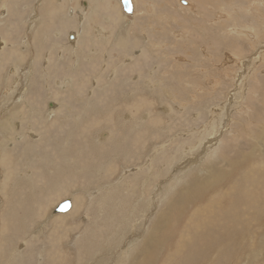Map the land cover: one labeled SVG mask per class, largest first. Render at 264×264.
<instances>
[{
    "label": "rangeland",
    "instance_id": "obj_1",
    "mask_svg": "<svg viewBox=\"0 0 264 264\" xmlns=\"http://www.w3.org/2000/svg\"><path fill=\"white\" fill-rule=\"evenodd\" d=\"M45 1L49 23L39 37L43 56L31 66L30 56L26 65L16 63L15 54L31 43V31L38 35L36 18ZM112 1L125 17L122 35L132 23L144 24L152 44H166L167 56L147 48L140 26L125 36L124 50L117 48L116 28L109 24L92 25L90 33L98 36L81 31L87 40L81 52L68 44L78 37L76 31L68 38L64 31L75 1H0V119L21 104L23 93L20 109L33 113L20 119L22 138L5 151L0 146V264H264V61H254L246 68L247 79L239 80L234 53H252L236 35L251 31L234 28L232 38L223 33L229 15L231 24L253 25L264 36L255 20L258 11L264 16L260 0L256 6L251 0H136L145 13L135 18L123 12L119 0ZM62 4V11L72 10L68 18L59 16ZM101 26L111 40L105 31L97 32ZM133 39L146 47L147 56L135 54ZM65 76L71 83L58 86ZM146 76L172 86L175 100L146 86ZM141 95L153 102L152 110L145 105L140 112L128 111L136 100L145 104ZM49 109L55 114L46 118ZM224 114L226 119L208 129L211 116L220 120ZM14 136L1 130L0 142ZM220 150L224 155L218 156ZM126 194L134 206L121 214L111 209L110 197L120 200ZM65 200L72 207L55 215Z\"/></svg>",
    "mask_w": 264,
    "mask_h": 264
},
{
    "label": "bare ground",
    "instance_id": "obj_2",
    "mask_svg": "<svg viewBox=\"0 0 264 264\" xmlns=\"http://www.w3.org/2000/svg\"><path fill=\"white\" fill-rule=\"evenodd\" d=\"M1 1V3H2V1L3 0H0ZM5 1V0H4ZM66 2H69V1H75L76 2V4L74 5V7L76 8V10H75V15L78 17L79 16V14H78V12H84V13H86V19H87V27H85V25H84V23H79V22H76V23H71L72 21L70 20V22H68V23H65L64 22V24H65V35H66V38H68V36L67 35H69L71 32V30H74V31H76V33L78 34V37H76V35H74V37H76L75 38V41H72V42H68V44H70V45H72L73 47H75L76 45H78V50H82L83 49V47L85 46H87V43H86V41H84V36L81 34V31H83V32H85L86 33V30H87V33H89V35H90V37H92V36H98V35H101V34H92V33H90V32H92V31H90L91 30V25H93V22H94V16L95 15H97L99 12H100V10H99V8H100V5H101V2L100 1H102V4H104V3H106V5H107V9L105 10L106 11V13H104V15L106 16V20L107 21H111V20H113L114 18H116V20H115V24H117V25H119L120 26V30L118 29V28H116V37H115V39L113 40L114 41V43H115V45H116V47L117 48H119V49H121V50H124V47H125V43H126V41H125V36H127V34H131V30H133V26L135 27V26H140V28L142 29L141 30V34L143 35V37L145 38V39H147L148 40V46H147V48L152 52V51H155V53H156V55L158 54V53H160V55L162 54V55H164V56H167V53H165V52H162V50H163V48L164 47H166V44L164 43V45H163V43L162 42H160V44H158L157 46H155L154 44L155 43H153L152 44V42H151V40L149 39V38H147V34H145L144 32H145V25L144 24H133L132 23V25H130V27H128V28H130L128 31H126V30H123L124 32V35L125 36H123L122 35V24L124 23V20H125V17L123 16V14L121 13V10H120V7H119V5H118V3L116 2V1H112V0H91V6L90 7H92L93 8V11L90 13L88 10H83V9H81V2H80V0H65ZM120 1V0H119ZM131 1V4H132V11H131V13L130 14H127V13H125L124 11V13L125 14H127V15H132L133 16V18H135L136 17V15L137 14H143V13H145L144 11H141V9L140 8H138L137 7V4H136V0H134V4H133V1L132 0H130ZM174 1V0H173ZM79 2H80V4H79ZM180 2V1H179ZM187 2V1H186ZM259 2V0H251V3H252V5H254V6H256V3H258ZM187 4H188V6H191V7H193V5L189 2H187ZM48 1H45V2H43L42 3V6L41 7H39L40 8V11H39V14L37 15V18L36 19H38L39 20V23L38 24H40V26H39V28H38V35L36 34V29H33L32 31H31V33L29 34V35H32L33 34V36L31 37V43L30 44H28V45H25V47H22V46H20V47H22V49H23V52L22 53H17V54H15L16 56L18 55V58H17V61H16V63H21V65L22 64H24V65H26V63L28 62L29 63V65L31 66L32 64H34V62H36V61H38L39 59H41L42 58V56H43V41H44V39H43V41L42 42H40L39 41V37L40 36H42V35H44L45 34V32H46V25H48V20H47V17H46V14H47V11H48ZM134 5H135V11H134ZM182 5V4H181ZM260 5L261 6H263L264 7V0H260ZM150 6V4L149 3H147V4H145V9H147L148 7ZM161 6V4L159 5V7ZM183 6H185V5H183ZM5 7L6 6H3V8L1 9V12L2 11H5ZM162 7V6H161ZM179 7V6H178ZM179 9L180 10H182V11H186L187 9L186 8H183V7H179ZM256 9V8H255ZM149 10H151V9H149ZM71 11V10H70ZM133 11H134V14H133ZM258 14H257V17H255L256 19V21H259L260 22V24L263 26V31L262 32H264V16H262V14H261V11H258L257 12ZM4 14V13H3ZM153 14H154V12H153ZM161 14V13H160ZM2 15V14H1ZM155 15V14H154ZM1 17V16H0ZM155 17H159V16H155ZM165 17V16H164ZM163 16H161V18H164ZM227 17V19L229 20V22H228V26H229V29L226 31V32H223L224 34H225V37H230V38H232V36H231V34H232V31H233V29L234 28H241V29H247V30H249V31H251V34H242L241 36H239V35H236L239 39H241L242 37H244V41H247V46L249 45V48H248V53H252L250 56H246V53L244 52V51H242V52H236L235 51V58L234 59H232V62L233 63H235L236 65H238V68H237V71L238 72H240V74H241V77L239 76V80L241 79V78H246V76L248 77V73H246L247 72V70H246V68H251L253 65H254V61H264V36H262V35H257V33L255 32V30L254 29H256V27L255 26H253V25H248L247 23H243V24H238V23H236V22H233L232 24L230 23V21L232 20L231 19V17L229 16V15H227L226 16ZM2 18V17H1ZM127 18V17H126ZM168 18H170V17H168ZM34 19V18H33ZM35 20V19H34ZM134 20V19H133ZM165 20H167V18L165 19ZM163 21V20H162ZM168 22V21H167ZM89 24V25H88ZM91 24V25H90ZM150 24V23H149ZM89 26V27H88ZM1 27V26H0ZM69 27H71V29H69ZM150 27V26H149ZM87 28V29H86ZM5 29V28H4ZM156 30V29H155ZM58 31L59 30H57L55 33H56V35H58ZM121 31V32H120ZM29 33V32H28ZM72 34V33H71ZM178 35H179V33H177ZM46 35H48V34H46ZM133 35H134V33H133ZM45 36V35H44ZM132 36V35H131ZM26 39H28L29 38V36L26 34ZM104 37L105 38H108V40L107 41H109V40H111V34H110V32H106L105 34H104ZM104 39V38H103ZM127 39H129L128 37H127ZM126 39V40H127ZM174 39V38H173ZM186 39V38H185ZM184 39V40H185ZM226 39V38H225ZM225 39L223 40V45H224V47L225 48H227L228 50H231V49H229V46L228 45H230V43H228V42H225ZM1 41V40H0ZM91 45L93 44V43H95V41H96V37L95 38H91ZM22 42H25V39L22 41ZM196 42V41H195ZM26 43V42H25ZM2 44V43H1ZM24 44V43H23ZM22 44V45H23ZM57 44V43H56ZM168 44V43H167ZM127 45V44H126ZM151 45H153L154 46V48H151L152 46ZM16 46V45H15ZM198 47V45H197V43H194V44H192V48H197ZM220 46H222V45H220ZM231 46L232 47H239V46H236V45H234V44H231ZM52 48H54L53 46H51ZM133 47L135 48L134 49V52H135V54H138V53H141L143 56H147L148 54H147V51H146V47L145 48H139V45H138V42H137V40L136 39H133ZM26 48H28L29 49V53L28 52H24V50L26 51ZM200 48V47H199ZM13 49V48H12ZM198 49V48H197ZM200 49H202L203 50V48H200ZM14 50V49H13ZM13 50H11L13 53H14V51ZM157 50V51H156ZM16 51H19V47H18V49H16ZM93 51V49H92V47L90 48V52L89 53H91ZM47 52H48V50H47ZM73 52V51H72ZM81 52H84V51H81ZM199 52V51H198ZM206 52V51H205ZM202 53V52H201ZM190 54V53H189ZM221 54V53H220ZM222 54H224V50H222ZM203 55L206 57V58H210V54H206V53H204L203 52ZM224 55H226V54H224ZM28 56H30L31 57V63H30V61H27L26 62V57H28ZM45 56V55H44ZM158 56V55H157ZM78 59H79V56L77 55L76 56ZM86 58L88 57H90L88 54L85 56ZM228 58H231V56H228ZM130 58L129 57H127V56H125V60H129ZM181 58L179 57V60H180ZM176 60L178 61V59L176 58ZM77 61H79V60H77L76 59V61L75 62H77ZM182 61V60H181ZM192 62H194V61H192ZM17 65V64H16ZM23 65V66H24ZM199 65V64H198ZM194 66H196V63L194 64ZM201 65H199V67H200ZM223 67V66H222ZM17 68V67H16ZM158 69V67L157 66H153V70H157ZM198 69V70H197ZM200 68H196V70L197 71H200L199 70ZM205 69V68H204ZM209 69V68H208ZM153 70L152 71H150V75L149 76H151L152 75V73H153ZM12 71V70H11ZM202 71V70H201ZM12 72H15L16 73V75H18V73H17V71L15 70V69H13V71ZM114 72H115V69L114 70H112V73L114 74ZM167 72V71H166ZM164 73H165V71H164ZM206 73V72H205ZM27 74H28V76L30 75V71H28L27 72ZM237 74V73H236ZM227 76V75H226ZM245 76V77H244ZM139 76H137V78H138ZM148 76H146V77H144L143 79H144V82H145V84H146V86H148L149 88H151V89H156V88H158L159 89V93H162V96L164 95V93L167 91V92H169L170 93V95L168 96V97H165L164 96V99L165 98H170V102H171V100H173L174 99V94L171 92V90H172V86H170L169 88L167 87V86H165L163 83H159V82H152L150 79H148L147 78ZM233 76H231V78H232ZM234 77H235V75H234ZM99 77H97V79H98ZM140 78H142V77H140ZM139 78V79H140ZM247 79V78H246ZM136 80H138V79H136ZM216 80V79H215ZM218 80H219V78H218ZM218 80L217 81H212L214 84H216L217 82H218ZM239 80H237V81H239ZM207 81H208V83H209V79L207 78ZM242 81H244L243 79H242ZM245 82V81H244ZM56 83L58 84V86H60L61 87V85L62 84H65V85H68L69 83H71V79L70 78H68V77H64L63 78V82H62V80L61 81H59V80H57L56 81ZM236 83V82H235ZM93 84H95L96 85V83L95 82H93ZM242 84H243V82H242ZM208 85V84H207ZM155 86V87H154ZM245 85H241L240 86V88H238V90L240 91V90H242V93H243V87H244ZM239 87V86H238ZM236 88H237V85H236ZM199 89V88H198ZM205 88H203V90H204ZM208 89V88H207ZM245 89V88H244ZM202 90V91H203ZM209 90H212L211 88L209 89ZM236 90V89H235ZM257 89H254L253 88V91H256ZM26 93V92H25ZM200 93V92H199ZM241 93V94H242ZM257 92H253V94H256ZM234 94V93H233ZM24 93H23V95H21V98L20 99H22L23 101H21V104L19 103L18 104V106H17V108H15V109H13V110H11V112L10 113H8L4 118H2V119H0L1 121H0V131L2 130V131H5V132H7V131H10V132H12V133H14L15 134V138H14V140H11V141H9V140H6V139H3L1 142H0V146H1V148L3 149V151H5L6 150V148L8 147V146H6L7 144H9V142L11 143V144H13L14 142H15V140H17V139H21L22 138V135L21 134H19L18 133V130H17V127L18 126H20L21 125V121H20V119L22 118V121H23V118H24V116L27 114L28 116H31L33 113H28V111L27 110H25L23 107V110H21L20 109V106H22V105H24L25 106V100H24ZM160 95V94H159ZM257 95H258V93H257ZM136 96V95H135ZM142 96V98L144 99V101H145V104L144 105H142V104H140L139 102H138V100H136L135 102H134V104H132V103H130L129 105H128V111H131V110H137L136 112H140L141 111V109L143 108V106H145V105H149L150 106V108H149V110L151 109V107H152V103L153 102H146V97H144L143 95H141ZM176 96V95H175ZM160 97V96H159ZM162 98V97H161ZM223 98V97H222ZM224 98H225V96H224ZM223 98V99H224ZM232 99V98H231ZM230 99V100H231ZM175 100V99H174ZM232 100H234V99H232ZM162 102V101H161ZM173 102V101H172ZM168 107V106H167ZM52 108H54L53 107V104H52ZM170 107H168V109H169ZM2 109V108H1ZM5 110V109H4ZM149 110H145L146 112H144L143 114H148V113H150L149 112ZM152 110V109H151ZM3 111V110H2ZM33 111V110H32ZM45 112H47L46 114H45V117L47 118V117H50L51 116V114H55V109H49V110H47V111H45ZM2 114H4V113H2ZM163 114H165V113H163ZM169 114V113H168ZM212 114V116H213V114L214 113H211ZM5 115V114H4ZM142 115V114H141ZM218 115V114H217ZM210 117V119H209V121H208V129H210L209 128V126L210 125H212V128L217 124V123H221L222 122V120L225 118L226 119V116H225V114L224 115H222V118L219 120V119H214L213 120V117ZM215 116V115H214ZM219 117L221 116V114H219L218 115ZM217 116V117H218ZM3 117V116H2ZM125 117L126 118H131L132 119V117H131V115L128 113L127 115H125ZM142 117H144L143 115H142ZM30 118V117H29ZM138 118V117H137ZM162 118V117H161ZM49 119V118H48ZM146 120V119H145ZM157 120V119H156ZM134 121V120H133ZM157 121H159V120H157ZM161 121H162V119H161ZM135 122H136V119H135ZM144 122V121H143ZM168 122V121H167ZM226 122V121H225ZM15 124V125H14ZM225 126H224V125ZM222 125L224 126V128H225V130H228V128H229V125H230V122L229 121H227V123H223ZM220 124H218V126H219ZM222 125H221V127H222ZM21 127H22V125H21ZM159 127V126H158ZM216 127V126H215ZM197 128V127H196ZM212 128H211V130H212ZM223 128V129H224ZM215 129V128H214ZM219 129H220V127H219ZM207 130V129H206ZM258 130V129H257ZM221 131V130H220ZM29 133L31 132L32 133V129L30 130V131H28ZM215 132H216V130H215ZM202 133V132H201ZM7 134H9V133H7ZM200 134V133H199ZM199 134H198V136H199ZM204 134V133H203ZM216 134V133H215ZM214 134V135H215ZM32 135V134H31ZM104 134H102V137L104 138L105 136H103ZM213 135V136H214ZM252 135H254V132H253V134ZM257 136H259V133H257V135H254V137H257ZM33 137H35V136H33ZM196 137V136H195ZM202 137V136H201ZM2 138H7V139H9V135H6L5 133H3V136H2ZM203 138H205L208 142H211V140H212V138H208V137H203ZM202 138V139H203ZM260 138V137H259ZM259 138H258V140H259ZM222 140V139H221ZM199 141V140H198ZM257 141V140H256ZM259 142V141H258ZM201 143V142H200ZM204 143V142H203ZM196 145V144H195ZM195 145H193V146H195ZM198 145V144H197ZM200 145V144H199ZM208 145V144H207ZM165 146H167V145H165ZM162 147V146H161ZM187 147H189V146H187ZM186 147V148H187ZM198 147V146H197ZM183 148V147H182ZM181 148V149H182ZM186 148H184L185 150H186ZM195 148V147H194ZM183 149V150H184ZM188 149V148H187ZM202 149V148H201ZM215 149V148H214ZM185 150H184V153H185ZM210 150V149H209ZM154 152V151H153ZM193 155V154H192ZM210 155V154H209ZM208 155V156H209ZM220 155H224V153H223V151L222 150H220L219 151V153H218V156H220ZM194 156V155H193ZM195 156H196V154H195ZM67 157V156H66ZM185 156H183V158H184ZM216 157V156H215ZM195 158H197V156L195 157ZM198 158H200V156L198 157ZM209 158V157H208ZM205 160H206V158H204ZM203 159V160H204ZM211 159V158H210ZM189 160H190V158H189ZM201 160V159H200ZM202 160V161H203ZM213 160V159H212ZM173 161V160H172ZM190 162V161H189ZM194 162V161H193ZM192 162V163H193ZM204 162V161H203ZM203 162L201 163L202 165H203ZM172 163V162H171ZM183 163V162H182ZM185 163V162H184ZM197 163V162H196ZM208 163V162H207ZM173 164V163H172ZM190 164V163H189ZM200 164V163H199ZM198 164V165H199ZM171 165V164H170ZM182 165V164H181ZM180 166V165H179ZM179 166H178V168H179ZM188 167V166H187ZM197 167H199V166H197ZM203 167V166H202ZM189 168V167H188ZM185 169H186V167H185ZM202 169V168H201ZM204 170V169H203ZM202 170V171H203ZM207 170V169H206ZM179 172V171H178ZM182 172V171H181ZM200 172V171H199ZM205 172V171H204ZM206 172H208V171H206ZM203 173V172H202ZM149 174H151V173H149ZM148 175V174H147ZM219 175H221V174H219ZM150 176V175H149ZM148 176V177H149ZM148 177H145V179H143V183H144V185L146 186V183H147V180H146V178H148ZM220 177V176H219ZM128 186H130V187H132V184L131 183H128L127 184ZM148 185V184H147ZM149 186V185H148ZM162 186V185H161ZM151 188V187H150ZM142 192H144V191H142ZM114 194V193H113ZM111 196V195H110ZM149 196V195H148ZM114 196L112 195L110 198V204H111V209H117V212L119 213V214H121L122 212L123 213H125V211L127 210V208H132L133 206H134V204L132 205L131 203H130V200H129V198H128V195L126 194V197H123L122 199H118V196L116 197V198H113ZM141 197V196H140ZM76 200H78V199H76ZM131 202H133V201H131ZM150 202V201H149ZM142 206H143V204H141ZM149 205V204H148ZM71 207H72V205H71ZM70 207V208H71ZM141 207V206H140ZM148 207V206H147ZM147 207H143V208H146L147 209ZM135 208V207H134ZM137 208V207H136ZM70 210V209H69ZM134 210V209H133ZM136 210V209H135ZM145 210V209H144ZM144 210H142V212H144ZM147 210H149V209H147ZM115 212V211H114ZM148 212V211H147ZM70 213V212H69ZM118 213H116L115 215H117ZM144 213H146V212H144ZM56 215V214H55ZM147 215V214H146ZM117 216H119V215H117ZM57 217H59L60 218V216L58 215ZM116 217V216H115ZM120 217V216H119ZM134 243V242H133ZM132 243V244H133ZM135 244V243H134ZM127 246H130V247H132V245L130 244V245H127ZM126 253H124V254H122V255H125ZM120 264H123L122 262H120Z\"/></svg>",
    "mask_w": 264,
    "mask_h": 264
},
{
    "label": "crops",
    "instance_id": "obj_3",
    "mask_svg": "<svg viewBox=\"0 0 264 264\" xmlns=\"http://www.w3.org/2000/svg\"><path fill=\"white\" fill-rule=\"evenodd\" d=\"M87 1V3L86 2H84V0H80V2H81V7H83V8H85V10H88L90 13L93 11V8L92 7H90L91 6V0H86ZM80 2H79V4H80ZM101 2V5H100V8H99V10H100V12L97 14V15H95L94 16V22H93V25H103V24H109L107 27H109V28H111V30H112V28H118V29H120V26L119 25H117V24H115V20H116V18H114L113 20H111V21H107L106 20V16L104 15V13H106V9H107V5H106V3H104V4H102V1H100ZM145 4V3H144ZM66 7V4L64 5V4H62V5H60L59 7H58V12L60 13L59 14V16H60V18H68V14H69V12H71L70 11V9L68 8V12H66V11H62L61 10V8L62 7ZM85 6V7H84ZM87 6V7H86ZM159 6V5H158ZM74 7V6H73ZM150 8H152L153 9V7H152V5L150 4V6H149ZM75 8V7H74ZM82 9V8H81ZM75 10H76V8H75ZM82 16H76L75 15V13L71 16V17H69V20H71L72 21V23L74 24V23H76V22H79V23H84V25H85V27H87V19H86V13H84V12H82V14H81ZM89 25V24H88ZM102 28H103V30H99L98 28H97V32H100V33H102V32H104L105 31V33L107 32L106 30H105V28H104V26H101ZM87 29V28H86ZM130 28H128V30H129ZM93 30V26L91 25V31ZM109 32V31H108ZM107 32V33H108ZM114 32H116L115 30H114ZM121 32V31H120Z\"/></svg>",
    "mask_w": 264,
    "mask_h": 264
},
{
    "label": "water",
    "instance_id": "obj_4",
    "mask_svg": "<svg viewBox=\"0 0 264 264\" xmlns=\"http://www.w3.org/2000/svg\"><path fill=\"white\" fill-rule=\"evenodd\" d=\"M120 3L122 5V10L127 13L130 14L132 11V4L130 0H120ZM71 207V202L69 200H65L61 203H59L53 210L54 214H60V213H64L67 212Z\"/></svg>",
    "mask_w": 264,
    "mask_h": 264
}]
</instances>
